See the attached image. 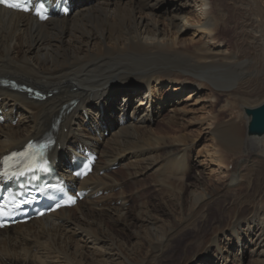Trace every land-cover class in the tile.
Wrapping results in <instances>:
<instances>
[{"label": "bare ground", "instance_id": "1", "mask_svg": "<svg viewBox=\"0 0 264 264\" xmlns=\"http://www.w3.org/2000/svg\"><path fill=\"white\" fill-rule=\"evenodd\" d=\"M73 3L69 16L45 23L0 8V80L48 95L34 101L25 93L0 87L1 104L11 118H18L14 126H0V156L53 126L51 156L58 159L57 167L76 143L95 147L96 166L79 187L106 194L0 231V264H264V132H249L246 114L264 103L259 92L264 89V4L259 0ZM223 4L238 6L243 13L237 51L263 50L257 56L262 74L255 83L242 81L222 91L230 98H250L241 106L245 129L233 119H217L212 107L202 114V98L195 100V90L204 91L206 83L215 86L218 70L237 62V55L223 51V42L217 39L224 25ZM161 24L173 30V38ZM191 28L193 37L201 35L207 41L181 51L193 64L188 70L161 54L174 52L176 40H183ZM134 54L140 55L130 60L136 84L120 78L126 68L118 63ZM156 66L178 77L189 75L198 83L157 78L153 86V77L143 73ZM164 86L170 89L161 97ZM184 93L185 99L194 100H179ZM204 94L206 103L214 101L211 92ZM187 104L193 112L184 107ZM189 113L196 122L193 132H185L190 121L183 117ZM121 115L129 122L118 127ZM99 126L110 131L101 141ZM201 133L211 143L210 149L203 146L198 152L211 164L207 177L199 170L198 154L195 161L192 158L197 151L193 137ZM232 154L244 158L231 171H222ZM114 164L118 170L107 171ZM216 172L221 176L215 178Z\"/></svg>", "mask_w": 264, "mask_h": 264}, {"label": "rangeland", "instance_id": "2", "mask_svg": "<svg viewBox=\"0 0 264 264\" xmlns=\"http://www.w3.org/2000/svg\"><path fill=\"white\" fill-rule=\"evenodd\" d=\"M259 1L264 4V0H259ZM221 10L225 14V19H224V25H222L220 27V32L217 36V39L222 40L223 45H224L223 51L228 52L230 54L232 53L234 55H237V57L235 58V60L237 59V62H236L234 67L218 70L220 74H219V76H217V79L215 80V86H211L208 83H206V85L201 84L203 86L204 91L211 92V94L213 95L214 101L206 103L205 99L203 98V96L205 95L203 90L202 91L195 90V92H197V94L195 95V100L202 98L201 100L203 102H201V103H203L205 105V108L202 110V114H208L211 111L210 109L212 107L213 112L215 114H218L216 116L217 119L222 118V121H226L228 119H233L234 121H237V123H239V126L241 127V129H242V126L245 129V123H244L243 116H242L243 114H242L241 106L248 104V103H244V102L246 101V99H250V98H246L245 96H242V95H234V97L230 98L227 96V92L222 93V91L224 89H228L229 86L232 87L235 85H239V83L242 81H249V82H253L252 84H254L255 80L257 78H259L262 74L263 66L261 64V59H259L260 57H257V56H258V53L263 52V50L261 47H256V49H254V48L253 49L258 51V53L255 52V53H251V54H249V52H247V51H243L242 49L240 51H243V52L237 51L236 48H239L241 45L239 42L238 26L240 25V23L242 21L243 13L238 10V6H233L231 4H223L221 7ZM164 25L165 24H161L160 28L165 29V31L168 33L172 32L170 37L173 38L174 37L173 30L171 28H168V27L164 28ZM191 30H192V28L189 29L188 31H186L185 33H183V36H182L183 40H181V41L179 39L176 40V43H177L176 49H175L176 53H174L175 52L174 51L170 54H161L162 57L168 56L169 59H167V60L171 61L172 62L171 64H177V63L181 64L183 67L186 66L184 68H186L188 70H192L193 64L190 61L189 56L184 55V53L181 51L184 49H187V50L190 49L191 50L193 48V46H197L200 43L207 41L201 35H199L197 38L193 37ZM190 52H192V51H190ZM155 56H156V59L159 58V54L155 55ZM149 57H151V56H149ZM138 58H140V55L136 56V54H134L132 56H126L125 58L123 57L118 62L120 65L122 64V66H121L122 69L126 68V70H125L126 73H123V71H122L123 76L120 75V78L123 77V78L129 79V80L132 79L134 84H136L138 82L135 80L136 76L134 75L137 72L134 70L133 66L131 65V62L133 60H137ZM130 60H131V62H130ZM256 64L258 67L255 66ZM123 66H124V68H123ZM261 67H262V69H261ZM132 69H133V72H131ZM176 70H178V69H176ZM130 72L133 74H131ZM258 73H260V74H258ZM150 81H151V84L154 86L156 78H152ZM178 81L179 82L185 81V82H191V83H193V81H194V83L197 82V81L193 80L192 77H190L189 75L179 77ZM167 87L168 86H164L162 88L163 93L160 95L161 97L163 95H167V90L170 89V87H168V89H167ZM250 92H252V90H250ZM259 92L261 93V95H264V89L262 92H261V90ZM185 94L186 93H184V95L180 94L182 96L179 98V100H185L186 102L194 100V99H190V100L185 99V97H186ZM237 97H240L242 99L237 100L236 99ZM184 107L188 108L190 110V112H193L192 108H190L188 104L185 105ZM195 115L197 116L199 114H195ZM183 118L187 122L190 121L189 123L185 124V127H186L185 132H188L189 130L192 132L196 131V127L193 126V124H196V122L192 121L193 116L189 113V114H186ZM201 134L202 135L199 136V138L193 137V139L195 140V144L197 145L196 146L197 151H195V153L193 154V157H192L193 161H195V159H196L195 154H198V152H200L202 150L201 148L203 146H206L207 149H210V147H211V145H210L211 143L209 141V136L204 134V133H201ZM263 153H264V145H263ZM62 154L64 155L65 153H62ZM232 155H234V154H232ZM203 156H204V154H201V155L198 154V157H199L198 160H199V162H202V165L199 166V170L200 169L203 170V173H202L203 177H207V173L211 167V164L208 165L207 161H209V159H205V158H203ZM231 158H232V161H230ZM231 158H229L228 161H226V164L229 162L228 166L226 169L223 168L222 171H224V170L231 171L232 166L237 164V161H240L244 158V154L243 155L237 154ZM221 174L222 173H220V172L219 173L216 172L215 178L220 177ZM192 176H194V174H191L189 176L190 178L188 177L189 181L192 179ZM254 177H253V183L256 182L255 179L257 178L256 176H254ZM211 178H213V175L211 176ZM222 179L226 180L227 178H222ZM252 186H254V184H252ZM262 202L261 203L264 205V196L262 198ZM246 260H247V256L244 257L243 262H245Z\"/></svg>", "mask_w": 264, "mask_h": 264}, {"label": "water", "instance_id": "3", "mask_svg": "<svg viewBox=\"0 0 264 264\" xmlns=\"http://www.w3.org/2000/svg\"><path fill=\"white\" fill-rule=\"evenodd\" d=\"M143 76L173 81H178L179 78L177 75L171 74L170 72L161 69L159 66L147 70L143 73ZM246 114L250 117L248 125L249 132L262 134L264 132V103L257 108L247 110Z\"/></svg>", "mask_w": 264, "mask_h": 264}, {"label": "snow or ice", "instance_id": "4", "mask_svg": "<svg viewBox=\"0 0 264 264\" xmlns=\"http://www.w3.org/2000/svg\"><path fill=\"white\" fill-rule=\"evenodd\" d=\"M0 4H7L8 7L14 8V9H20L21 8V4L20 3H8V0H0ZM23 10L24 11H28L27 8H23ZM37 14H39V13H37ZM29 147L31 148V145H29ZM41 147H43V146H41ZM21 155H26V153L21 154ZM4 214H6V213H4L2 208H0V215H4Z\"/></svg>", "mask_w": 264, "mask_h": 264}]
</instances>
